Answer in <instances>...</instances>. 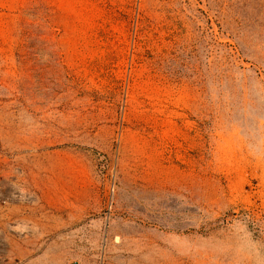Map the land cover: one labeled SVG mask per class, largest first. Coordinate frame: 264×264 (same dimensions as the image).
<instances>
[{"label":"rangeland","instance_id":"rangeland-1","mask_svg":"<svg viewBox=\"0 0 264 264\" xmlns=\"http://www.w3.org/2000/svg\"><path fill=\"white\" fill-rule=\"evenodd\" d=\"M132 224L264 264V0H0V264Z\"/></svg>","mask_w":264,"mask_h":264},{"label":"crops","instance_id":"crops-1","mask_svg":"<svg viewBox=\"0 0 264 264\" xmlns=\"http://www.w3.org/2000/svg\"><path fill=\"white\" fill-rule=\"evenodd\" d=\"M57 228L61 226L54 225V229L47 231ZM121 234L132 240V246L124 245L102 264H201V250L196 239L188 234L143 229L135 224L124 228Z\"/></svg>","mask_w":264,"mask_h":264}]
</instances>
